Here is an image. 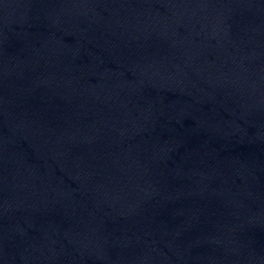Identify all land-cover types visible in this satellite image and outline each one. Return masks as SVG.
<instances>
[{
	"label": "water",
	"instance_id": "water-1",
	"mask_svg": "<svg viewBox=\"0 0 264 264\" xmlns=\"http://www.w3.org/2000/svg\"><path fill=\"white\" fill-rule=\"evenodd\" d=\"M0 264H264V0H0Z\"/></svg>",
	"mask_w": 264,
	"mask_h": 264
}]
</instances>
